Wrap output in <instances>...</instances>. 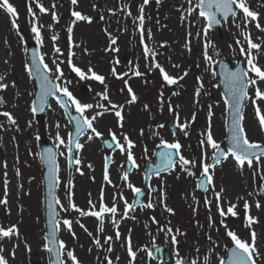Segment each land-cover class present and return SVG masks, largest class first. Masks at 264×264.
<instances>
[{
	"label": "rangeland",
	"instance_id": "obj_1",
	"mask_svg": "<svg viewBox=\"0 0 264 264\" xmlns=\"http://www.w3.org/2000/svg\"><path fill=\"white\" fill-rule=\"evenodd\" d=\"M84 1L90 4V6L88 5L90 9H95L98 5H101V7L107 5L106 2L109 0H105V3H100L98 2L99 0ZM117 1H119L117 5L118 11L123 15L119 18V24L117 26L120 28L119 32H116L123 38V43L121 44L122 51L120 52L125 62L123 71L115 68L116 63L114 61L118 60L117 57L110 55L111 53H108V56L104 57L106 53H102V49L106 48L104 45L106 41L103 44L104 46H101L100 54L98 51H95V53L89 54L84 59L78 57L77 52L80 53L77 49L78 47L75 49L72 45L71 48V52L74 53L72 63L74 65L78 64V67L86 73L88 68L91 67L97 74L105 77L104 84L92 79L81 80L73 71L71 73V68L67 64L69 53L67 39L69 34L67 28L75 20V17L70 15V11L78 10V7L73 5L71 0L39 1L49 10L47 12L49 13L47 15V24H41L40 32L42 43L39 44L37 43L35 34L31 31L32 24L35 23V20L28 12V6L31 5L33 8L35 17H40V15L47 13H41L36 7L34 0H10L18 13V29L12 27V18L5 11L0 10V77L4 78L5 75L10 76V74L13 76L12 80H8V87L0 90V98L3 100V103L0 104V112H10L16 120V124L11 125L5 117L0 116V124L4 126L0 128V141H2V144H0V199L5 198L4 190L5 182L7 181L6 198L8 201L7 205H0V226L10 227L15 224L19 232L18 236H13L10 239L5 238L0 241V244L6 248L9 264H35V261L41 264H51L50 253L44 249L46 232L42 218L43 168L40 165L39 159L42 138L46 137L50 139L51 143L58 145L56 135L59 132L60 137L65 141V144L57 146L58 182L56 184V197L65 208L69 206L70 198L71 202L79 209L83 207V211L85 212L92 209V205L89 204V200H91L92 204L95 205L94 210L99 211L102 191L99 187L104 186L106 183L104 180L105 169L103 162L106 151L102 147L101 141H99L100 136L96 137L90 130H87L78 141L80 144H85L89 140L88 136L92 135L91 140L95 144L94 148L97 154L96 164L99 170L98 179L85 181L87 185H84V187H89L91 192L83 190V193L80 194L78 185L85 180L82 174L84 167L83 165L81 166L82 163L79 165L74 163L71 170L67 169L66 141L71 131V126L66 121L67 119L63 111L59 109V106L54 101L50 100L49 107L43 117L35 118L33 116V112L31 111L36 86L27 70L29 63L26 47L29 44L38 45L39 55L43 56L44 62L52 69L49 74L53 79H55L56 73L55 65L52 61L58 56L59 61H62L60 66L63 71V78L58 83L61 86H67L72 95L81 103L94 105L92 109L86 111L85 115L91 118L97 112L103 113L93 121V126L103 136L111 135L110 126H112L113 120L117 119L116 116H113V113L115 114V111L118 109L105 111L103 108L95 106L103 104L110 107L109 101L117 105L127 103L131 97L126 92L127 86L125 85V80H127V85L128 80L136 84L133 91L137 100L131 103V106L135 107V110L137 109L138 112L143 113V118L139 119L136 127L137 138L135 140L137 142L135 143L132 140L135 144L132 153L138 167L131 170L132 172L128 174V183L130 182L135 187H142L145 163L147 159L153 157L154 149L161 144L162 140L167 143L179 142L181 145L180 154L190 161H195V163L185 166L187 170H182L177 160L175 167L170 168L167 172L160 173L158 176H153L149 180L150 183L143 197V204L135 207V210L130 211L128 216L125 217L130 219V224L135 228L131 234L132 240L134 237L136 238V245L133 244L136 249L134 250L135 247L132 248L136 252V258L132 261V264H176L177 259L183 261L184 264H191L193 260L196 261V264H219L220 258H224L225 256V248L233 243L227 235L228 230L235 232L242 240L251 241V236L248 237V233L242 229L245 220V201L248 202L249 208L256 210L262 209L264 211V193L259 194L260 186L263 187L264 192V163L253 161L252 167H249L247 163L241 167L233 158L229 157L228 159L222 158L219 164H212V155L215 149L206 142L209 134V110L212 105L221 107L219 113H217L218 116H216L218 120L213 127L214 134H212V137L218 145H222L226 136L224 123L227 110L225 103H223L224 99L220 92L221 89L216 82L217 77L215 76L214 60L224 58L230 60L231 63H235L240 58L243 59L244 70H247V57L246 55H241L240 48L244 47L247 49V42L244 36L249 35L252 37L250 31L254 29L250 30V28H255L256 22L250 21L246 24L243 13L237 10L235 20L229 17L222 23L220 29H208V34L205 36L204 26L206 21L199 16L198 11L193 12L191 15L187 13L186 10L190 6L187 0L185 4H182L184 16L181 26L186 38L190 40L192 36H196L195 40L197 43L193 47V51H180L176 57V62L178 63L176 73L177 78H183L178 79L176 84L169 85L161 78L160 72L155 68L152 71L148 69L141 70L142 75L139 77L133 74V63L137 60L135 57L138 55V49L141 45L138 30L140 22L137 17L141 15L139 9L143 5V0ZM196 3L197 0H192V5ZM54 4L55 8H53ZM155 4L156 0H149L147 5H143V15L154 9ZM93 5H96V7L93 8ZM250 6L260 14L259 16L263 15L262 19H264V0H255ZM83 8H87V5L85 4ZM83 8H81V11H85ZM130 10L132 14L129 16L127 13ZM52 11L56 12L58 21L52 20ZM86 16L92 18L91 23L77 21L75 25L98 30L103 25L97 20H94L90 14ZM105 25L108 28L111 27V23H108V21ZM199 26H201V29ZM112 33L116 34L113 31ZM53 35L58 37L55 42L51 39ZM261 39L264 41V32L262 33ZM237 40H240L241 43L237 44ZM54 43L60 47L62 54H56L54 52ZM206 44L207 48L205 47ZM205 52L211 57L210 60L205 59ZM96 54L102 56L98 57ZM142 54L145 59L144 53ZM83 62H86V64ZM113 68H115L117 74L127 73V75L114 76L112 74ZM249 75L252 76L254 74L250 73ZM21 78L24 80H21ZM197 78L199 79L196 83L195 79L197 80ZM142 79L146 80L143 81ZM140 80H142V86H140ZM67 81H71V83H66ZM160 83L167 84V87L161 90L156 85ZM182 87L188 92L187 94H189L192 101L191 104H194V110L180 117L177 112V104H179L177 93ZM83 88H87L88 92L82 94L81 90ZM105 92L109 97L108 101L102 100L97 95L98 93ZM248 93L249 97L255 96L251 87H249ZM15 94L23 99L21 102L25 108L16 106L17 98ZM68 102L72 110L75 109V106L70 101ZM245 102L246 104L242 111L243 122L246 118H249L251 120L250 123H252L250 127L244 126L248 139L257 143H264V131L260 129L256 108L252 104L251 99H247ZM146 105L147 107H145ZM169 105L172 106V111H169ZM22 110L26 111L25 116L21 115L20 112ZM263 110L262 115L264 114ZM193 114H195L194 119ZM152 122L157 123L158 126L155 136L149 137L147 127ZM168 122L175 124L176 129L174 132L168 127ZM57 124H59V128H57ZM180 124L186 125V128L181 130L179 128ZM115 129H117L114 133L116 139L123 143L124 133H121L118 127ZM185 131L187 135L184 134ZM201 141L205 142L203 146H201ZM74 152V158L78 156L80 161H82L83 157L79 155L78 150L76 149ZM109 153L112 156V164L108 169V173L110 178H115L110 187V191H106L107 195H110L108 198L105 197L103 191V202L108 207H111L115 203L118 211L114 217L110 214H105L103 231H97L100 223H98L96 217L90 215L87 216L90 217L91 224L88 221L87 223L84 222L86 224L85 229L87 230L85 231L84 227H81L83 224L80 223L79 218L82 215L79 212L71 209L65 212L58 205L59 214L57 217L59 218L60 225L58 238L64 242L68 250L74 252L80 264H101L105 260V257L109 258L112 264H129L132 259L128 255V246H126L128 244L127 231L120 228L122 231L120 233L121 238L117 240L114 230V227H117V225L113 224V220L119 223L120 218H122L124 201L126 200L131 204L130 202L133 199L131 189L120 182L121 174L124 173L123 160L127 158V155L126 153H121L119 149L110 151ZM261 159L264 160L263 158ZM204 164L212 165L208 172V175L212 177V184H208L206 192L201 194L196 188L198 178L203 172ZM77 168L80 171H77ZM227 170H231L234 173L233 176H236L234 182L236 184L238 183V187L248 193L247 199L245 198L246 200L236 199V208L234 210L237 215L234 217L230 214L222 217L219 211L214 209L216 197L215 192H213V187L215 182L222 179L220 177L221 172ZM162 182H166L169 186V197H174V193L178 191V188L184 191L187 190L189 193L188 201H184V205L189 204L188 209L186 211H183V209L182 211L180 210L177 213V217L173 218L172 222H169V225H174L171 233L167 232L165 225V219L169 220V218H166L162 212L161 216L157 213L158 200L161 197L158 185ZM222 182L225 183V180L222 179ZM219 187L222 186L219 185ZM121 195L124 197L123 200L120 199ZM10 197L12 198L11 200ZM149 200L154 204V207L151 209L143 207ZM206 201L209 203H206ZM257 203H259L260 207L256 206ZM229 205H223L221 208L226 211ZM262 213L261 225L257 222L250 225V227L257 231L264 229V212ZM153 214L155 216L157 214L155 220L158 223L152 222ZM64 219H69L73 222L71 231L63 225L62 221ZM221 221H223V224ZM89 233L92 235H89ZM85 235L89 236V241L91 242L87 250L84 248L87 242ZM173 235L177 238L176 244L171 242V236ZM107 236L113 237V240L110 242L112 247L111 252L107 251L108 244L104 242V237ZM94 238L101 240L102 247H97L93 243ZM160 244L168 246L169 257L165 258L163 256L161 260H153L149 256V252H151L153 245ZM90 249L91 251H89ZM13 252L15 253L14 256L12 255ZM85 253L89 255L87 258H84ZM64 259L66 264H71V261L66 257ZM257 264H264V254L259 258Z\"/></svg>",
	"mask_w": 264,
	"mask_h": 264
},
{
	"label": "snow or ice",
	"instance_id": "obj_2",
	"mask_svg": "<svg viewBox=\"0 0 264 264\" xmlns=\"http://www.w3.org/2000/svg\"><path fill=\"white\" fill-rule=\"evenodd\" d=\"M34 2L36 4V7L39 9L41 13H47L49 11L47 8L43 6V4L39 2V0H34ZM156 2L159 3L160 0H156ZM71 3L73 5H76L78 3V0H71ZM148 3H149V0H143V5H147ZM188 3L190 6L186 10L187 13L191 15L193 14V12L198 11L199 16L204 18V20L206 21V24L204 26L205 36H207L209 28H211L213 25L220 24L222 20H227L229 16H231L233 20H235L237 16V10L243 13L246 24L250 21H256L257 22L256 27L259 28L262 32H264V28H262L260 23L258 22L259 14L255 11H252L248 7L246 0H197V3L195 5H192V0H188ZM143 5L139 9L141 15L137 17V19L140 21L141 26L143 25V21H144ZM95 7L96 5H93V8ZM53 8H55V4L53 5ZM0 10L5 11L12 18L11 19L12 27L14 29H18V24H17L18 13L14 5L10 2V0H0ZM109 11H111V9ZM28 12L33 16V19L35 20V12L33 11V8L31 7V5L28 6ZM71 15L75 17V20L71 22L72 24H75L77 21H87L89 23L92 22L91 17L83 15L79 11H73ZM127 15L130 16L131 12H128ZM51 16H52L53 21H58V17L55 11L51 12ZM101 19H103V17H101ZM41 27L42 25L38 26L36 23H33L32 28H31V31L35 34V38L38 44L42 43L41 32H40ZM49 27H51V25H49ZM237 27H239V25H237ZM67 32L69 34V37H68L69 53H68V60H67L68 66L81 80L92 79V80L98 81L101 84H104L105 77L97 74L95 71H93L91 67L88 68L87 73H86L81 68L75 66L72 63V56L74 55V53L71 52V48L73 45V40H72L73 28L71 25L67 28ZM141 32H142L141 43L143 44L144 36H143L142 27H141ZM147 35L149 38H151L150 30L148 31ZM51 39L53 42H55L58 39V37L53 35ZM244 39L247 42V49H245L244 47H241L240 52H241V55H246L247 57V64H248L247 70H237L235 72H230V71L225 72V79H226L227 87L229 89V96H230V100H227L226 104H228L233 109V112H234L232 125L230 129L231 147L228 148L226 151L217 152L214 155V160L216 164H219L221 162L220 161L221 157H223L224 159H228L229 157H231L235 159L236 163L241 167L244 166L245 163H247L249 167H252L253 160H255L257 163H264V160L261 159L262 157H264V147H262L259 143L250 141L248 139L246 130L241 123V121L243 120L242 102L245 101L246 99H251L252 104L256 105L255 110H256V115L259 118V126H260L261 131H264V115L261 114L262 110L258 105L259 101H264V90L260 88V84H264V68H261L260 66H258V63L256 62L255 58L252 55V50L253 49L259 50L261 48V45L254 43L249 35H245ZM116 43H117L116 38L111 37L110 38V48L112 51H118L117 48L111 47L115 45ZM236 43L240 44L241 42L240 40H237ZM161 46L163 47L164 45L162 44ZM205 47L207 48V44L205 45ZM53 49L56 54H62L60 47L56 46L55 43L53 44ZM107 50L108 49H106V51ZM144 55L146 59H148L150 56L152 57V63L149 65V67L158 69L161 76L163 77V80L166 81L167 84L169 85L176 84L178 82V79L183 78V77L176 78L168 74L158 62H155L156 53L150 50L146 44L144 45ZM37 56H39L38 62H37ZM205 59L206 60L211 59V57L207 55V52H205ZM32 63L35 66L38 79L40 80L41 93L38 99L41 105H43L46 102V99L48 96H56L57 93H63V95L67 97V101H61L58 99L57 102L60 104V106L62 108L67 109L68 101H70L71 104L75 106L76 112L80 114L79 117L74 118L76 121L77 136L84 135L87 130H90L91 133L94 134L96 137L101 136V133L97 131V129L93 126V121L97 118V116H100L103 113L97 112L96 115L92 116L91 118L85 115L86 111L88 109H92L94 105L87 104V103H81L78 99H76L72 95V93L69 91L67 86H61V84L59 83H54L53 80L49 76V73L52 71V69H50L48 64L44 62V58L42 55H39V53L37 52H33ZM52 63L55 65V73H56L55 80L56 81L62 80L63 71L60 66L62 61H59V58L57 56L53 59ZM114 63L118 64L119 61L118 60L114 61ZM176 67H178V65ZM26 68H27V65H26ZM250 73L254 75L250 76L249 75ZM112 74L114 76L127 75V73L117 74L115 68H113ZM133 74L137 77L142 75V73L139 72L138 70L134 71ZM185 75H187V73H185ZM2 80H3V77H0V81ZM66 83H71V81H67ZM125 85H127V80H125ZM7 87L8 85L6 83L0 82V90L6 89ZM249 87H252L255 89L254 97H249V93H248ZM127 91L131 97L127 101V103L128 104L134 103L137 100V97L135 93L133 92V89L131 87H128ZM97 95L100 96L102 100H105V101L109 100V97L106 92L98 93ZM173 95H175V93H173ZM0 103H3L2 98H0ZM109 105L110 107L103 105V104H98L95 107L103 108L105 111L116 110V109L123 107V105H117V104L111 103V101H109ZM145 107H147V105ZM38 110L43 111V107L41 106L39 109H37L36 107L32 108L33 112H36ZM172 110H173L172 106L169 105V111H172ZM0 116L5 117L9 124L11 125L16 124V120L10 112H7V111L0 112ZM115 116L118 118L119 121H123V116L121 114V111L116 110ZM194 118H195V114H193V119ZM3 127L4 126L0 124V128H3ZM121 127H123L122 124H121ZM161 127H163V125H161ZM57 128H59V124H57ZM179 128L181 130H184L186 128V125L180 124ZM110 134L112 135V139L116 141L115 147L118 148L121 153H126L127 160L132 163L133 167H138V165H136L135 163L133 153H132V149L135 147V144L128 137V135L125 134L123 136V143H121L120 141L116 139V135L114 133H110ZM184 134L187 135V132L185 131ZM88 139L91 140L92 135H89ZM56 140L58 141L57 146L65 144V141L60 137L59 132H57ZM206 142L213 149H219V145L214 141L210 132L207 136ZM204 143H205L204 141H201V146H203ZM68 144L69 145L74 144L77 150L83 147V145L78 142V139H75L71 136L69 137ZM161 144H163L167 149H174L175 153H173L172 151L161 152L160 153L161 165L159 166L160 168H163L164 170H168L169 168L175 167L177 164V161L173 159V155L178 156L179 158L178 163L182 170H187L185 166L195 163V161H190L180 154L181 145L179 142L167 143L166 141L162 140ZM109 147H111V145H109ZM257 150H259V154ZM45 151L47 153L45 162L49 164V171H50L49 192L51 194V190L53 187L52 181L57 180L55 173L58 169L56 167L55 157L52 151L50 149H46ZM68 152L70 153V155L68 156L69 165L71 166L72 163L79 165L80 159L78 156L74 158L73 155H71L72 153L71 147L68 148ZM210 167H212V165H208V164L203 165L202 175L207 177L206 183L208 184H212V177L211 175H208ZM77 171H80V169L77 168ZM122 179H124L125 181H128L127 171L124 172ZM104 180L108 183H111V180L109 179L107 159L105 161ZM127 186L129 189H131L135 197L138 198L141 195H143V191L141 188L133 186V184H131L130 182L128 183ZM197 187H203V183H198ZM4 192H5V198L0 199V205H7L8 203L7 198H6L7 197V181L5 182ZM221 192H223V189H221L220 192H215V197L217 200V209L219 211L220 216L224 217L229 214L233 217L236 216L237 213L234 210L236 208V205L230 204L226 211L220 207V201L222 199ZM69 197H70V194H69ZM52 199L55 201L57 205H60V208L62 211L67 212L71 209L73 211L79 212L80 215L82 216L90 215V216L96 217L97 220L101 222L100 226L97 229L98 232L103 231V219H104L105 214H110L114 217L118 211L115 203H113L111 207H108L104 204L103 190L101 191L99 211L94 210L95 205L92 204L91 200H89V204L92 205V209L85 212L79 209L74 203H72L70 198H69V206L67 208L61 205L59 199L56 198L55 196H53ZM120 199L123 200L124 197L121 195ZM114 200H115V197H114ZM135 203L136 202L134 201L133 204H129L126 200L124 201V211L122 213V217H127L130 211L135 210ZM206 203H209V202L206 201ZM256 206L260 207L259 203H257ZM143 207L151 209L154 207V204L151 202V200H149L148 203L143 205ZM248 208H249V204L247 201H245L244 209L246 213H247ZM49 209H50V215L52 217H55V211L53 210L52 203H49ZM166 211H168L169 213H172L173 209L166 207ZM246 218L248 220L249 226L255 222L254 218L251 216H246ZM51 222L53 224V231L50 234V239L46 238L48 239V242L44 244V249L54 255L55 257L54 264H66L64 257L70 260L71 264H80V261L77 259L74 252L72 250H68L63 241L57 240L55 233L56 231L59 230V226H60L59 223L55 219H52ZM152 222L158 223V221L155 220V217L152 218ZM62 223L64 226L68 228L69 231H71V227L73 223L71 220L64 219ZM221 223L223 224V221H221ZM113 224L117 225L118 221L113 220ZM81 227L83 228L84 226L81 225ZM85 231L87 230L85 229ZM167 232L171 233L172 229L168 228ZM18 235H19L18 228L15 224L11 225L10 227L0 226V241L4 240L5 238L10 239L13 236H18ZM89 235H92V234L89 233ZM227 235L228 237L231 238L233 245H234V247L231 249L230 255H228L227 257V264H257V258L260 256V253L256 245V233L254 231L251 233V240H252L251 243L240 239L237 236V234L231 230L227 231ZM115 238L117 240L121 238V234L118 230L115 233ZM112 240H113L112 236L104 237V242L108 244V248H107L108 252L112 251V247L110 243ZM171 242L173 244L177 243V238L175 235L171 236ZM93 243L97 247H102L101 240L99 238H94ZM4 251L5 249L3 245L0 244V264H9V261L2 254ZM89 251H91V249ZM127 251H128L129 257L132 258L129 264H132V261H134L136 258V252L133 251L132 249L130 238L128 240ZM156 251L159 252V249H156ZM12 255L14 256L15 253L13 252ZM151 255H152L151 252H149L150 257ZM105 259L107 261V264H112V261L110 259H108L107 257H105ZM117 259H119V257H117ZM176 264H182V261L180 259H177ZM191 264H196V261L193 260ZM219 264H225V259L223 257L220 258Z\"/></svg>",
	"mask_w": 264,
	"mask_h": 264
},
{
	"label": "bare ground",
	"instance_id": "obj_3",
	"mask_svg": "<svg viewBox=\"0 0 264 264\" xmlns=\"http://www.w3.org/2000/svg\"><path fill=\"white\" fill-rule=\"evenodd\" d=\"M41 1V0H39ZM45 0H42V2ZM187 0H160L159 3L156 2L155 4V8L152 9L150 12L146 13L144 16V21H143V25H139L138 30H139V40L141 43V37H142V32L141 31V27L143 28V36H144V43L140 45L139 47V53H137L138 55L135 57L136 62H134V67H133V71L138 70L139 72L141 70L144 69H148L154 70V68H150L149 65L152 63V57L150 56L148 59H144L143 58V54L144 53V45L146 44L148 46V48L150 50H152L153 52L156 53L155 55V62H158L164 69L165 71L170 74L173 77L177 78V70L178 68L175 66L178 63L176 62V57L178 56V54L180 53V51L184 50V51H193V47L196 45L197 41L196 36L193 37L188 40L186 38V35L183 34V28L181 26L182 23V17L184 16L183 14V6L182 4H185ZM255 0H246V3L248 5V7L252 10L255 11L250 5L251 3H253ZM98 2L102 3V2H106L105 0H99ZM117 0H109L107 3V5L102 6L98 5L97 8L95 9H90V4H87L84 0H78V3L76 4V6L78 7L79 12H81L83 15L84 14H90L94 20H97L99 23L103 24L99 30L98 29H88V28H83V27H78L75 24H71L72 28H73V32H72V40H73V47L76 49H78L79 52H77V54L79 55L78 57L81 59H84L86 56H89V54L91 53H95V51H98V53L100 54L101 51V46H104L108 49L106 51V48L102 49V53H106L104 55L108 56V53H111L110 55H113L115 57L118 58L119 63L116 64L115 68L123 71V67L125 62L124 57L121 56L120 52L122 51L121 48V44L123 43V38L117 34L116 32H119V27L118 26V22H119V18L122 15V13L118 11L117 5H118ZM85 4L87 5V8H83L85 6ZM89 5V6H88ZM81 8H83L85 11H81ZM111 9V11H109ZM131 14L132 11L130 10ZM256 12V11H255ZM72 11H70V15H71ZM47 14H42L40 15V17H35V23L39 26L41 24H47V19H48V15ZM86 14V15H87ZM259 14V13H258ZM260 15V14H259ZM258 15V22L260 23L261 27L264 28V19H262V16ZM101 17H103V19H101ZM108 21V23H111V27L108 28L106 27L105 23ZM263 21V22H262ZM140 22V21H139ZM251 22H256V21H251ZM257 23V22H256ZM201 29V26H199ZM117 29V30H116ZM254 29L252 31H250L252 37L251 39L253 40L254 43L260 44L261 48L259 50L257 49H253L252 50V55L255 58L256 62L258 63V66H260L261 68H264V41L261 39L262 36V31L257 28L255 26L250 28ZM151 31V38L148 37L147 33L148 31ZM99 31V33H98ZM115 32L116 34L112 33ZM110 34V35H109ZM69 37V35H68ZM111 37H115L117 40V43L111 47L117 48L118 51H112L110 48V38ZM204 38V37H203ZM202 38V39H203ZM68 39V38H67ZM106 41V43L104 44V42ZM104 44V45H103ZM164 45L163 47L161 45ZM86 50V51H85ZM96 54V56H102ZM145 57V56H144ZM84 61V60H83ZM195 61V59H194ZM84 64H86V62H83ZM75 66H79L78 64ZM1 67V66H0ZM14 69V68H13ZM158 72L159 70L156 69ZM100 75V74H99ZM163 78V77H161ZM13 76H8L5 75V77L3 78L2 81L3 83H6L8 85V80H12ZM21 80H24L21 78ZM143 80V79H142ZM142 80H140V86H142ZM146 80V79H144ZM143 80V81H144ZM196 83L198 81V79L196 80ZM24 83V82H23ZM135 85L133 82H130V80H128V85H126V92L128 87H131L132 89L135 88ZM159 88H161V90L165 89L167 87V84H156ZM260 88L262 90H264V84H260ZM252 91H254L255 93V89L252 88ZM17 90V89H16ZM15 90V91H16ZM136 90V89H135ZM6 91V90H5ZM134 92V91H133ZM188 92L186 91V89L184 87H182L180 90H178V99H179V104L178 105V115L180 117L186 115L189 111H193L194 110V104H191V98L189 96V94H187ZM129 94V93H128ZM12 95V94H11ZM130 96V95H129ZM15 97L17 98V102H16V106L17 107H24V105L22 104L21 101H23V99L15 94ZM25 97V95H24ZM11 100H13L12 97H10ZM123 107L119 108L118 110L121 111V114L123 116V121H119L118 118L116 120H113V124L112 126H110V131L112 133H115L117 131V129H115L116 127H118V129H120L119 131L121 133H124V135H128V137L131 140H134V142L136 143L137 141L135 140L137 138V125H138V121L140 118H143V113L138 112L137 109L135 110V107L131 106V104L128 103H124L122 104ZM259 107L261 108V110L264 109V101H259L258 102ZM256 108V105H254ZM54 109V108H52ZM221 107L220 106H216V105H212L210 107L209 112L211 113L210 115V123H209V127H208V132L212 134H214V125L216 124L218 118H216V116H218L217 113H219ZM264 111V110H263ZM22 116H25L26 111L22 110V112H20ZM209 113V114H210ZM262 114V111H261ZM264 115V114H263ZM113 116H115V114L113 113ZM251 120L249 118H246V120L243 122L244 126L246 127H250L252 126V123H250ZM121 124L123 125V127H121ZM83 147L78 149L79 155L83 157L82 161H80L81 166L83 165L84 170L82 171L83 174V178L85 179L83 182L79 183L78 185V189H79V193H83L82 191H86V192H91V189L89 187H84V185H87L85 181L88 180H96L98 179V165L96 164V149L94 148L95 144L94 141L92 140H88V142H86L85 144H82ZM81 169H83L81 167ZM234 173L231 170H227V171H222L220 174V177L225 180V183L222 182V179H219L218 182H215V185L213 187V192H220L221 189H223V192H221V201H220V207H222L223 205H229V204H234L236 202V199H247L248 193L244 192L243 190L240 189V187H238V183L236 184L235 178L236 176H233ZM100 177V175H99ZM113 178V177H111ZM111 183L106 182L104 184V186L99 187L100 190L104 191V195L106 198H108L110 195L106 193V191H110V187L114 182V178L111 179ZM85 182V183H84ZM222 186V187H219ZM90 186V185H89ZM109 187V189H107ZM159 187V191L161 194V197L159 198L158 202V211L157 213L160 214L161 216V212L166 216L165 219V225L166 228H171L174 225H169V222H172L173 218L177 217V213H179V211L183 209V211L188 209L189 204L187 203L186 205H184V201H188L187 199H189V193L187 190H182L180 188H178L177 192L174 193V197L170 196L169 197V186L167 185L166 182H162L158 185ZM220 190H219V188ZM218 188V189H217ZM157 191V190H156ZM171 193V192H170ZM82 196V195H81ZM12 197V196H11ZM10 197V200L12 199ZM245 199V200H246ZM216 201V205L214 204L216 210L217 209V200L215 198ZM84 206V205H81ZM167 208H171L173 209L172 213H169L168 211H166V207ZM81 210H83V207H80ZM264 212L262 209L260 210H256V209H252V208H248L247 213L245 212V220H244V224H243V230L246 231L248 233V237L251 236V233L254 231L256 233V245L258 248V251L260 253V256L257 258V261L259 260V258L261 256H263L264 254V229H262L261 231H257L256 229H253L252 227L249 226L248 220L246 218V216H251L254 218L255 222H257L258 224L261 225L262 223V218H263V213ZM157 216V214H156ZM155 214L152 215L153 217H156ZM80 223L83 224L84 229L86 228V224H84V222L90 223L91 224V219L89 216L87 215H83L80 216ZM157 218V217H156ZM131 221L129 218H125L122 217L119 220V223L117 224V229L120 233L122 232L120 228H123L127 231V237L128 240L130 238L131 241V245L132 248L135 247L134 245H136V238L134 237L132 240L131 234L132 232H134L135 228L132 227V224H130ZM167 233V232H166ZM84 235V234H83ZM85 238L87 239L86 244L84 245L85 250L88 249V246L90 245V241H89V236L85 235ZM251 241H249V243H251ZM134 244V245H133ZM128 246V244L126 245ZM5 251L2 253L5 258H8L7 252H6V248H4ZM136 249V247L134 248V250ZM18 253L20 254V252L18 251ZM89 255L87 253L84 254V258H87ZM89 261V258H88Z\"/></svg>",
	"mask_w": 264,
	"mask_h": 264
},
{
	"label": "water",
	"instance_id": "obj_4",
	"mask_svg": "<svg viewBox=\"0 0 264 264\" xmlns=\"http://www.w3.org/2000/svg\"><path fill=\"white\" fill-rule=\"evenodd\" d=\"M219 26H220V24L213 25L211 28H218ZM33 52H37V48H35V46L29 47L28 48V53H29V57H30L29 59H30V62H31V68L29 70L31 72V75L36 78L37 87H38V90L36 92V95L37 96H36V100H35L34 107H36L37 109H39L41 106L43 107V111H39L38 110V111L35 112V115L42 116L43 113H44L45 108L47 107V100H49V97H51V96H48L47 99H46V102L43 105H41V103H40V101L38 99V97L40 96V93H41L40 80L38 79V75H37V72L35 70V66L32 63ZM217 67H218V69H217V73L216 74L218 76H221L223 78V79H220L219 80L220 85L224 89L222 92H224V96H225L226 101L227 100H230L229 89L227 87V83H226V79H225V72H229V71L230 72H235L237 70H241L242 69L241 62H239L235 66L234 70L233 69L229 70L230 68H229L228 64L225 63V62H223L222 60H220L219 62H217ZM242 105H243V102H242ZM228 108L230 110V115L228 117V122L226 123L227 124V128H228V138L225 141V143H226L225 145H227L228 148H230L231 147V139H230V137H231V131H230V129H231V125H232V120H233L234 112H233V109L229 105H228ZM67 111H68V107H67ZM68 113H69V111H68ZM79 115L80 114H78V113L72 115V116H74L73 119L75 117H78ZM73 121H74V123L76 122L75 119ZM171 128H172V130H174V128H175L174 125H171ZM150 129H151V131L149 132V135L155 134L156 124H152L150 126ZM78 137L79 136H77V133L74 134V136H73V138H75V139H78ZM41 143H42V147H41V159H42L43 165L46 168V174H44L45 175V185L44 186H45V189L47 190V195L46 196L49 199L50 198V192H49V183H50L49 177H50V171H49V164L45 162V158L47 157V153H46L45 150L46 149H50L52 151V153L55 154L54 152H56V149H55L54 146H52V144L50 143V141H48L47 139H44L43 142H41ZM0 144H1V142H0ZM157 148L158 149L155 151V157H154L155 158V164H152V162H148L147 163L145 180H144V188H146L148 186V183H149L148 179H150V177H151L152 174L157 175V172L160 173V172L167 171V170H164L163 168H160L159 167L161 165L160 153L161 152H164V151H172L173 153H175V150L174 149H167L164 145L159 146ZM219 151H224V150L220 149ZM219 151H217V152H219ZM257 152L259 154V150H257ZM173 159L176 161L178 159V156L173 155ZM126 167H127V171L132 168V163L130 161H128V160H126ZM206 179H207L206 176L203 175L201 177L200 181H199V183H203V187H199L198 188V189H200L201 192H204V190L206 189V184H207L206 183ZM52 184H53V187L52 188L54 189L55 188V185H54L55 184V181H52ZM51 192H52V190H51ZM143 194H144V192H143ZM141 197H142V195L140 197H138V198L136 197V199H135V202H136L135 203V206L142 203L141 202ZM233 247H234V245L227 250L228 251V255H230L231 249ZM154 254L155 253H153L152 255L154 257H156V255H154ZM228 255H227V257H228ZM36 264H40V263H36ZM225 264H227V259H225Z\"/></svg>",
	"mask_w": 264,
	"mask_h": 264
},
{
	"label": "flooded vegetation",
	"instance_id": "obj_5",
	"mask_svg": "<svg viewBox=\"0 0 264 264\" xmlns=\"http://www.w3.org/2000/svg\"><path fill=\"white\" fill-rule=\"evenodd\" d=\"M135 168V167H134Z\"/></svg>",
	"mask_w": 264,
	"mask_h": 264
}]
</instances>
